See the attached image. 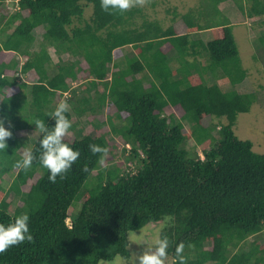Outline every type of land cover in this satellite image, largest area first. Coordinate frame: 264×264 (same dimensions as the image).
Listing matches in <instances>:
<instances>
[{
	"label": "trees",
	"instance_id": "trees-1",
	"mask_svg": "<svg viewBox=\"0 0 264 264\" xmlns=\"http://www.w3.org/2000/svg\"><path fill=\"white\" fill-rule=\"evenodd\" d=\"M225 1L208 0L179 16L168 8L173 17L163 27L141 8L104 11L100 0H0V117L12 131L0 150V223L27 212L33 235L31 242L0 253V264L129 260V232L169 215L173 219L159 235L169 238L172 264H178L180 242L186 264H264V152H255L252 141H241L233 131L237 116L250 112L257 95L235 89L248 70L233 25L218 9ZM232 1L243 16L264 17V0ZM177 16L184 34L174 28ZM37 30L42 31L34 51ZM202 31L214 33L213 38L203 42L191 36ZM258 43L264 52V33ZM127 46L131 57H123ZM51 51L59 61L53 75L47 67ZM16 54L24 60L13 59ZM63 54L82 61L65 63ZM29 71L38 79L27 102L28 85L18 84L16 75ZM77 74L80 94L69 85ZM70 91L65 116L71 122L86 117L98 134L64 138L80 155L52 183L39 162L43 133L34 119L52 127L54 99ZM107 106L114 113L106 123L93 119ZM167 107L172 112L166 115ZM105 124L108 130L99 132ZM28 129L39 136L29 149L31 167L22 169L16 167L25 143L20 135ZM110 134L129 147L121 170L101 165ZM91 144L104 151L92 153ZM4 176L11 179L7 190L21 203L13 214ZM89 177L92 182L85 185Z\"/></svg>",
	"mask_w": 264,
	"mask_h": 264
},
{
	"label": "rangeland",
	"instance_id": "rangeland-1",
	"mask_svg": "<svg viewBox=\"0 0 264 264\" xmlns=\"http://www.w3.org/2000/svg\"><path fill=\"white\" fill-rule=\"evenodd\" d=\"M208 0H134L132 6L141 8L145 14H147L151 18H155L159 20L163 27H167L171 24L172 13L168 14L166 9H174L178 16L181 14L186 13L190 9H199L201 5H206ZM250 5L249 3L247 4ZM130 6V7H132ZM14 7L9 10L10 12L14 11ZM219 11L224 14L230 23H232L233 28V36L238 47L239 57L242 63L243 68L248 70V74L246 79L238 84L235 89L239 92H255L257 95L256 103L251 107L250 112L242 113L237 116L235 124L233 126V131L235 135L242 140H250L253 142V150L257 153L264 152V52L261 47H259L258 38L264 33V27L261 25L263 18H247L243 16L238 8L236 7L235 3L232 0L225 1L218 5ZM91 16V7H88L85 10L84 18L89 20ZM176 18L174 22V28L178 34H184L186 32V27L184 22L181 20L180 17ZM10 28L7 33H10ZM42 30H37L35 34V41L31 47V50L38 49V43L40 42V32ZM193 39L200 38L203 42L211 40L214 36V33L210 31H202L199 33H195L191 35ZM4 39V36H3ZM2 46V44H0ZM124 56L123 57H131L133 52L131 47L127 46L124 48ZM51 57V64H48V74L53 75L57 70L55 65L59 63L57 59V55L54 54L52 51L49 52ZM13 59H18L19 62H22L24 58L20 57L18 54L13 56ZM122 59V58H121ZM201 60V59H200ZM62 61L65 63H71L75 61H82V58L73 57L70 55L63 54ZM120 61V60H119ZM62 64V63H61ZM108 73H111V66H108ZM77 74L78 79L74 82H70V88L80 94L82 91L79 89L81 88V76ZM17 83H26L28 88L24 89L25 93V100L28 102L30 101V87L32 83H36L38 77L34 71H29L27 74L18 73L16 75ZM217 81H221L218 80ZM220 84V83H219ZM100 88V87H99ZM227 89V88H225ZM69 93L64 94L61 96L60 100L54 99V107H56L60 102L64 101L67 97H69ZM25 101V103H26ZM165 114H169L172 112L170 107H167L165 110ZM114 113V109L112 107L107 106L104 110L99 111L97 114L93 115V119H96L97 122L103 121L106 123L107 115H112ZM91 117V116H90ZM92 119V117H91ZM77 119H72V124L74 125L73 130L69 129L67 134L64 138L73 139L75 137L83 136L86 134L91 135L92 137H97L98 130L93 124H90L86 117H81L79 121ZM108 130L107 125L105 124L103 129L100 131ZM24 138V145L23 149L20 150L21 154L24 155L25 151L29 150L33 144L36 142L39 133L34 130H26L24 134L20 135ZM107 141L109 142L110 146L106 150L105 160L102 162V167H114L118 166L123 169L124 155L123 150L124 148H129L125 145L124 141L120 137H116L113 135L106 136ZM194 146V142L189 140L187 142V147L191 148ZM200 157L203 158L202 154ZM95 175V173H94ZM11 182L10 177L4 176V187L6 189V200L9 203L8 212L10 214L14 213V210L18 205L21 203L18 201L17 197L7 190L9 183ZM92 182V177H89L86 180L85 185ZM30 183L25 187L28 188ZM73 209V208H72ZM74 217V212L72 210L69 211V219L71 220ZM168 223H165L162 219L156 223H149L144 228L131 231L128 235L129 245L128 249L130 250V258L129 260H125V264H136L135 257L142 254L143 251L154 247L155 239L159 236L160 231L166 227ZM136 234V235H133ZM253 238H250L251 241ZM117 258H114L111 261L106 262H99L98 264H109V262L115 261ZM164 264H172V260L170 257H166ZM212 264V263H206Z\"/></svg>",
	"mask_w": 264,
	"mask_h": 264
},
{
	"label": "clouds",
	"instance_id": "clouds-1",
	"mask_svg": "<svg viewBox=\"0 0 264 264\" xmlns=\"http://www.w3.org/2000/svg\"><path fill=\"white\" fill-rule=\"evenodd\" d=\"M17 2V0H15ZM134 0H100V6L104 11L126 10L132 6ZM66 101L60 102L54 111L50 114L53 118L54 125L49 127L44 120L34 119L35 128L43 133L40 139V165L48 170L49 182L55 183L58 176L62 179L64 174L77 161L80 153L73 149L68 143L64 142V137L71 128V121L65 116L69 110ZM6 118L0 117V150L6 149L7 139L12 136L11 125L5 127ZM50 129V130H49ZM89 149L92 153L102 152L99 145L91 144ZM34 156L31 150L25 151L23 158L16 162V167L28 169L31 167ZM172 216H165V223L171 222ZM133 235H136L133 233ZM33 235L29 229V214L22 212L16 215L7 225L0 223V253H4L10 247L31 242ZM170 241L167 235H159L155 239V245L143 251L142 254L135 257L136 264H164L167 257V250ZM185 245L183 242L175 246V256L178 264H186L183 255ZM109 264H125V258L119 257Z\"/></svg>",
	"mask_w": 264,
	"mask_h": 264
},
{
	"label": "built area",
	"instance_id": "built-area-1",
	"mask_svg": "<svg viewBox=\"0 0 264 264\" xmlns=\"http://www.w3.org/2000/svg\"><path fill=\"white\" fill-rule=\"evenodd\" d=\"M130 165V164H129Z\"/></svg>",
	"mask_w": 264,
	"mask_h": 264
}]
</instances>
